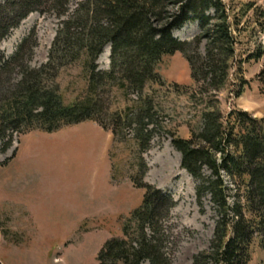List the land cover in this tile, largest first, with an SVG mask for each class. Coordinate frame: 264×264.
I'll list each match as a JSON object with an SVG mask.
<instances>
[{"label": "rangeland", "instance_id": "obj_1", "mask_svg": "<svg viewBox=\"0 0 264 264\" xmlns=\"http://www.w3.org/2000/svg\"><path fill=\"white\" fill-rule=\"evenodd\" d=\"M82 1L69 0L62 16L56 12L59 5L52 3L42 12L30 13L1 42V53L9 57L33 32L36 44L27 65L39 68L47 61L61 23ZM219 1L224 9L218 14L208 10L204 14L212 19L208 24L188 21L172 32L180 41L198 39L197 52L192 45L189 54L199 81L191 79L188 62L175 53L162 56L156 67L163 85L148 83L141 93L113 88L103 94L107 115L127 117L119 124L104 118L107 127L115 129L117 141L109 129L93 121L52 133L32 130L13 135L6 150L0 141V264H97L101 247L121 237L122 224L141 204L144 190L135 183L149 185L171 201L163 221L170 264H213L216 230L220 233L228 219L225 213L230 214L219 204L224 201L229 207L234 200L241 201L243 186L222 174L220 196L214 197L207 183L181 168V155L172 141L194 139L202 131L201 115L210 110L208 106L217 107L223 119L233 110L256 119L264 116V0ZM166 11L170 17L177 5H168ZM215 16L222 17L233 39L228 77L219 90L200 79L207 69L201 60L211 47L208 37L221 23L213 20ZM104 48L96 61L102 71L109 68L108 61H102ZM75 51L67 49L62 61ZM85 62L83 53L58 70L56 83L65 105L85 96ZM18 79L16 74L14 82ZM202 175L211 176L206 168ZM250 255L248 264H264L257 236Z\"/></svg>", "mask_w": 264, "mask_h": 264}, {"label": "trees", "instance_id": "obj_2", "mask_svg": "<svg viewBox=\"0 0 264 264\" xmlns=\"http://www.w3.org/2000/svg\"><path fill=\"white\" fill-rule=\"evenodd\" d=\"M68 2L0 0V44L30 13L42 12L52 3L59 5L56 12L62 16ZM170 4L177 5V11L166 17ZM223 7L219 0H83L72 17L61 23L47 61L39 68L27 65L36 44L33 32L22 39L9 57L0 51L1 149H7L13 135L32 130L52 133L85 121L109 129L117 141L115 129L104 122L109 115L103 94L113 88L141 93L148 83L163 85L156 67L162 56L175 53L183 55L191 79L199 81L198 68L189 54L192 45L197 52L198 39L180 41L172 32L188 21L208 24L212 19L204 14L210 9L218 14ZM215 18L221 23L213 26L208 37L211 47L201 60L207 69L200 79L208 80L214 90H219L228 77L233 39L222 17ZM106 46H110L109 68L102 71L97 69L96 61ZM67 49L76 51L63 62ZM83 53L87 73L85 96L65 105L56 83L58 70ZM16 74L19 79L14 82ZM239 95L237 92L236 97ZM208 109L201 115L203 128L195 137L198 143L190 138L174 139L172 144L181 155V168L194 179L207 183L214 197L220 196L222 174L242 184L241 201L234 200L229 207L224 201L219 204L230 214L225 213L228 219L220 233L216 230L218 244L212 247V260L213 264H248L255 236L264 250V116L256 119L244 111L233 110L223 119L217 107ZM109 118L113 124L127 122V117L120 113ZM203 168L210 171L207 179L202 175ZM135 187L144 190L141 204L122 224L121 237L111 238L101 247L97 264H170L164 252L163 221L171 201L149 185L135 183Z\"/></svg>", "mask_w": 264, "mask_h": 264}, {"label": "bare ground", "instance_id": "obj_3", "mask_svg": "<svg viewBox=\"0 0 264 264\" xmlns=\"http://www.w3.org/2000/svg\"><path fill=\"white\" fill-rule=\"evenodd\" d=\"M108 55H109V49L106 46V48L104 49L103 54H102V61L104 63H107V61H108Z\"/></svg>", "mask_w": 264, "mask_h": 264}]
</instances>
